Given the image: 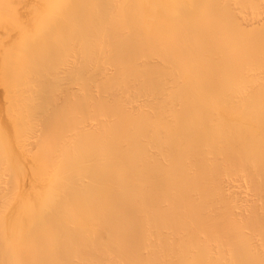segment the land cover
<instances>
[{"label":"bare ground","instance_id":"6f19581e","mask_svg":"<svg viewBox=\"0 0 264 264\" xmlns=\"http://www.w3.org/2000/svg\"><path fill=\"white\" fill-rule=\"evenodd\" d=\"M0 97V264H264V0H0Z\"/></svg>","mask_w":264,"mask_h":264},{"label":"rangeland","instance_id":"374dc122","mask_svg":"<svg viewBox=\"0 0 264 264\" xmlns=\"http://www.w3.org/2000/svg\"><path fill=\"white\" fill-rule=\"evenodd\" d=\"M19 9V8H18ZM18 9H17V12H19L18 11ZM20 10V9H19ZM61 89H62V87L61 86H54L52 89H51V92H50V94H49V98H48V100L47 101H52V100H56V101H59L60 100V96H61ZM1 98V97H0ZM2 101V100H1ZM1 104H3V103H1L0 102V105ZM1 106H3V105H1ZM0 106V110H1V108H2V110H1V112H4L3 111V107H1ZM61 108H62V112L60 113V115H59V117L61 116V120H60V124H63L64 125V123L65 122H67L66 121V119H65V117L66 116H68V115H70L71 116V114H73V118L75 117L76 119H77V117H78V108H80V106L79 105H76L75 103L74 104H69L68 106H61ZM1 112H0V118H2L3 119V123H4V127H5V129L7 128V125L5 124V119L2 117L3 115V113L1 114ZM5 115V114H4ZM5 117V116H4ZM81 119V118H80ZM1 120V119H0ZM62 121H63V123H62ZM0 123H2V121H0ZM2 123V124H3ZM2 124H0L1 125V127H0V132H2L3 130H4V128H2ZM6 125V126H5ZM64 127H61V130H63L64 131V129H63ZM9 128H7L6 129V131H10V130H8ZM2 130V131H1ZM5 131V130H4ZM11 132V131H10ZM9 132V134H12V133H10ZM4 133V134H3ZM1 134H3V135H7V138H4V140L2 139V141L0 142V144H1V146H0V149L2 150L5 146V144L7 143V147L9 148L10 146H8V145H10L11 144V142L13 141V135H9L8 133L7 134H5V132H2ZM2 135V136H3ZM13 137V138H12ZM7 140L8 141H10L9 143L7 142ZM15 140V139H14ZM5 143V144H4ZM15 143V141L12 143L13 145H15L14 144ZM2 144H3V146H2ZM13 145H11V147L13 146ZM3 147V148H2ZM9 148V150H5L6 152L7 151H10V154L8 155L9 156V159H11V154H14V155H16L17 154V150L15 149V146L13 147V149L15 150V152H13V153H11L12 151H14L12 148ZM7 148V149H8ZM11 149V150H10ZM1 150H0V152H1ZM57 151H59L58 149H57ZM4 153V152H3ZM3 153H1V154H3ZM16 153V154H15ZM0 154V164L4 161V162H7L6 163V165L9 167V168H11V167H13L14 165H12V162H10L9 160H8V158L6 157V159L5 158H1V155ZM5 154V153H4ZM6 155V154H5ZM3 157H4V155H3ZM6 161H5V160ZM9 163H10V165H9ZM48 162H46V159H45V156L43 157V159L42 158H40V159H38V160H33V161H31V162H24L23 164L21 163L20 164V166H19V164H16L15 166H17V169L19 168V170H8V177L6 178L8 181H9V183H10V188H11V191L9 190V199H8V201L6 202V210L8 209H10L12 206H13V204H14V202H15V197H16V189L18 190L19 188H20V184H23V183H30L31 185H37V186H40V185H42V184H44V183H42V181L43 180H45V178H47L48 177V172L47 171H45L44 170V172L42 171L41 172V174L40 175H36V173H35V166L36 167H43L44 168V166H45V164H47ZM12 165V166H11ZM202 203H204V201H202ZM207 203H210L209 201L208 202H206V204ZM34 205V203H33V201H31V202H28L24 207H21V210H20V212H19V214L21 213V212H23L24 210H26L27 211V208L28 209H30L32 206ZM27 207V208H26ZM185 209L186 210H189V211H185ZM185 209H183V210H181V211H177L179 214L178 215H181V216H184V217H186L187 215L189 216V215H191V213H193V211L191 210V208L189 209V208H185ZM175 212V211H174ZM136 213V212H135ZM139 213V211H137V214L136 215H140V214H144L145 212H140V214H138ZM173 214H175V213H173ZM183 214V215H182ZM204 214H208V211H207V213L205 212ZM136 215H134V216H136ZM178 218H180L179 216H178ZM195 231V230H194ZM191 231V232H188V234L187 235H189L190 236V239H194V240H197L199 237H201V238H199V239H202L203 237L202 236H204L205 238L204 239H210L211 241H212V239H213V236H209V235H207V233H203V232H201L203 235L201 236L200 234V232L199 231ZM193 232H194V234H193ZM191 233L193 234V236L196 234V237L194 236H191ZM199 234V236H197L198 234ZM205 234L207 235V236H205ZM209 236V237H208ZM171 240H175V242H176V240H177V238L175 237V238H170ZM169 239V241L167 242V243H169V242H171V240ZM168 240V239H167ZM137 245H139L140 246V244H137ZM136 246H134V250L137 248V250L139 249L140 250V248H138V247H136Z\"/></svg>","mask_w":264,"mask_h":264}]
</instances>
